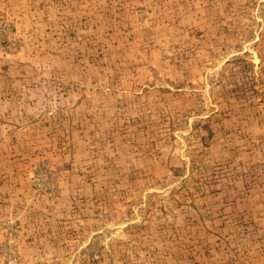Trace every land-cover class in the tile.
Segmentation results:
<instances>
[{
  "label": "rangeland",
  "instance_id": "obj_1",
  "mask_svg": "<svg viewBox=\"0 0 264 264\" xmlns=\"http://www.w3.org/2000/svg\"><path fill=\"white\" fill-rule=\"evenodd\" d=\"M0 264H264V0H0Z\"/></svg>",
  "mask_w": 264,
  "mask_h": 264
}]
</instances>
